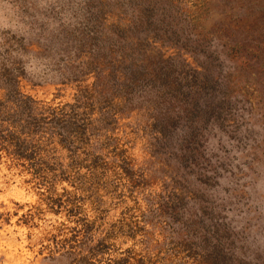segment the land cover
<instances>
[{"label": "rangeland", "instance_id": "rangeland-1", "mask_svg": "<svg viewBox=\"0 0 264 264\" xmlns=\"http://www.w3.org/2000/svg\"><path fill=\"white\" fill-rule=\"evenodd\" d=\"M0 264H264V0H0Z\"/></svg>", "mask_w": 264, "mask_h": 264}]
</instances>
